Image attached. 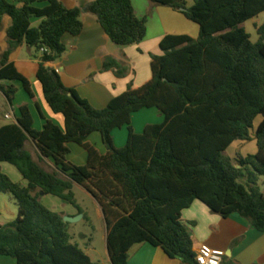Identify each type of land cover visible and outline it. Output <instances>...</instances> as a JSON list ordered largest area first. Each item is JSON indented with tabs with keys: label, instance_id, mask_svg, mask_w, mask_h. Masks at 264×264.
<instances>
[{
	"label": "trees",
	"instance_id": "16d2710c",
	"mask_svg": "<svg viewBox=\"0 0 264 264\" xmlns=\"http://www.w3.org/2000/svg\"><path fill=\"white\" fill-rule=\"evenodd\" d=\"M150 1L197 24L199 37L165 36L162 54L151 56V79L140 88L130 84L97 109L48 66L67 51L63 37L81 33V10L60 0H0V26L5 17L11 20L0 55V92L12 104L17 87L2 82H18L35 99L30 82L10 62L26 45L37 53L47 103L65 119L64 129L46 120L36 130L25 104L16 123L0 127V163L15 167L28 182L23 186L0 171V194L12 196L18 206L16 219L0 224L1 256L17 264H93L74 241L65 215L41 201L52 195L83 213L74 184L88 191L104 214L112 264H127L130 249L139 243L198 264L192 232L182 221L183 210L195 200L223 218L238 214L264 232V193L258 186L264 177V24L257 27L256 43L245 27L264 12V0H195L191 7L184 0ZM87 8L117 46L145 40L146 20L136 16L131 0H92ZM36 19L40 23L33 26ZM105 69L126 74L111 58ZM144 109H157L164 122L136 133L132 117ZM125 127L127 143L116 148L112 133ZM94 133L101 135L105 154L88 142ZM254 138L256 154L236 159L227 154L234 142ZM30 142L39 160L27 148ZM71 143L87 152L85 165L68 160ZM43 159L55 169L47 170Z\"/></svg>",
	"mask_w": 264,
	"mask_h": 264
},
{
	"label": "crops",
	"instance_id": "0c3cea01",
	"mask_svg": "<svg viewBox=\"0 0 264 264\" xmlns=\"http://www.w3.org/2000/svg\"><path fill=\"white\" fill-rule=\"evenodd\" d=\"M60 1L68 9L79 8L81 10L80 19L83 27L79 35L66 34L63 37V43L67 46V51L59 60L50 63L48 66L59 73L66 87L75 90L81 98L87 100L97 109L105 108L114 98L122 95L130 84L134 88H140L151 79V56L162 54L160 43L165 36L188 35L197 39L200 34L197 24L189 21L183 14L171 8L157 6L150 0H131L136 16L146 20V38L137 45L117 46L106 34L97 18L88 11V4L92 0ZM184 1L188 7H191L195 2V0ZM38 6L43 7L44 4H39ZM10 23V18L5 17L0 26V55L7 48L6 32ZM39 23L40 20L36 19L33 21V26H38ZM262 24H264V12L246 22V30L254 43L260 39L257 27ZM110 58L126 69L124 76H118L116 70L105 69V63ZM10 62L30 82L35 99L33 100L29 97L20 83L14 84L17 87V92L13 103H8L10 110L6 112L5 120L1 122L0 127L16 123L19 117V107L26 104L33 116L36 130H42L46 120L64 129V116L54 113L44 97L42 84L37 77L39 61L34 56L33 49L22 45L11 55ZM2 84L13 83L2 82ZM2 96L5 100L7 99L3 94ZM155 110L157 109H144L133 115L132 126L136 133H142V129L144 130L147 125L162 124L164 122L162 114ZM7 115L10 118H7ZM140 116H145L144 122H141L143 120H141L142 117ZM259 118L260 121L255 129L262 120V117ZM121 129L122 131L114 130L112 133L116 146L118 141L127 143L128 130L123 131V128ZM88 142L101 154L106 153L101 135L99 137L92 134ZM236 142L228 148L227 154L229 155V149L234 146L236 150H239H237L236 156H229L232 159H236L239 156L245 157L242 148H244L246 142ZM27 148L32 152L34 158L39 160V152L36 146L30 142ZM70 150L73 151L72 147ZM257 151L252 150L251 154L248 152V155H254ZM68 160L75 165L82 166L86 164L87 156L84 158L80 157L78 161L70 156ZM41 161L47 170L52 171L55 169L50 160L43 159ZM10 166L12 165L8 163H0V171L8 175L14 182L28 186V182L20 172L16 173L17 171H14ZM78 187L88 194L90 202H92L93 211L90 210L88 205L82 204L78 199L75 193V188ZM73 191L78 205L83 209V213H80L76 207L57 197H55L56 199L49 197L52 195H42L41 201L50 210L63 213L65 216L76 217L79 214H83L82 220L77 223H70L69 230L74 237V241L80 245L93 264H112L107 247V224L99 204L80 185L74 184ZM14 204V210L8 209V215L0 214L1 225L16 219L18 206L16 203ZM85 216L88 220L85 219ZM182 221L192 232L194 251L196 253L202 244H207L212 248L225 252L221 264H264V232L251 228L248 221L240 215L233 214L228 218H223L212 213L201 201L195 200L189 208L183 210ZM82 222L91 227L93 232L91 237L88 238L89 242L84 244V246H81L78 242L77 237L80 233L76 230L78 223ZM191 223H195V226H192ZM0 264L17 263L11 257L0 255ZM127 264L188 263L180 259L170 258L160 247L152 246L149 243H139L130 249Z\"/></svg>",
	"mask_w": 264,
	"mask_h": 264
},
{
	"label": "rangeland",
	"instance_id": "374dc122",
	"mask_svg": "<svg viewBox=\"0 0 264 264\" xmlns=\"http://www.w3.org/2000/svg\"><path fill=\"white\" fill-rule=\"evenodd\" d=\"M33 54L35 57L37 56V53L34 49H33ZM11 83L16 84L18 82H11ZM8 103L9 102L7 101V99L5 100L4 97L2 96V94L0 93V125H1V122L3 120H5L4 117H5L6 112H8L10 110L8 107ZM155 111H157V110H155ZM140 117H142L141 120H143L141 122H144L145 116H140ZM148 117H150V116H148ZM258 119L255 121V124H254L255 127L257 126V123L260 121V118H258ZM139 124H141V123H139ZM141 128H142V125H141ZM117 131H122V129L119 128V129H117ZM123 131H127V128L126 127L123 128ZM142 131H143V129H142ZM254 131H255V129H254ZM93 135H98L100 137L99 133H94ZM125 145H126V142L120 143V141H118L117 146L115 145V147L116 148H123ZM71 147H72L73 151L70 150L68 157H70V156L74 157L78 161L80 159V157L84 158L85 156H87V152L85 151V149L83 147H81L75 143L69 144V149ZM237 150H239V149H237ZM237 150H236V148H234V146H232L228 151L229 155L230 156H236L235 154H236ZM242 150H243V154H245V157L248 156V152H249V154H251L252 150L257 151L258 145H257V141L255 140V138L249 142H246L245 146H244V148H242ZM10 167L12 169H14V171H17L16 173H19L18 170H16V168H14L13 166H10ZM240 182L243 183L244 180L240 179ZM258 186H259V189L264 193V177H262L260 179ZM81 189L82 188H79V187L75 188V193H76L78 199L80 200V202L82 204L88 205L90 210L93 211L92 210L93 208L91 207L92 202H90V198H89L88 194H86V192H84ZM49 197L56 199L54 196H49ZM44 202H45V200H44ZM14 203H16V201L13 199L12 196H10L8 194H0V214L8 215V209L14 210V205H15ZM76 230L78 233H80L79 236L77 237L78 242L81 244V246H84V244H87L89 242L88 238H90L92 233H93L91 230V227H89L87 224H85V222H82V223H78ZM82 236H85V237H82Z\"/></svg>",
	"mask_w": 264,
	"mask_h": 264
},
{
	"label": "built area",
	"instance_id": "2783aa9c",
	"mask_svg": "<svg viewBox=\"0 0 264 264\" xmlns=\"http://www.w3.org/2000/svg\"><path fill=\"white\" fill-rule=\"evenodd\" d=\"M7 118H10V116L7 115ZM224 256V251L202 244L196 253V261L198 264H221Z\"/></svg>",
	"mask_w": 264,
	"mask_h": 264
},
{
	"label": "water",
	"instance_id": "95a60500",
	"mask_svg": "<svg viewBox=\"0 0 264 264\" xmlns=\"http://www.w3.org/2000/svg\"><path fill=\"white\" fill-rule=\"evenodd\" d=\"M82 219H83V214H79L76 217H70V216H65L64 217V221L66 223H77V222H79Z\"/></svg>",
	"mask_w": 264,
	"mask_h": 264
}]
</instances>
